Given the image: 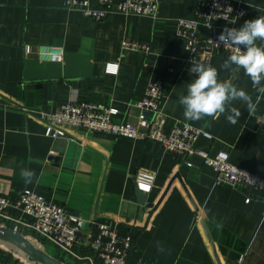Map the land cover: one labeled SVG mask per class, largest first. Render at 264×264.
<instances>
[{
	"label": "crops",
	"instance_id": "crops-1",
	"mask_svg": "<svg viewBox=\"0 0 264 264\" xmlns=\"http://www.w3.org/2000/svg\"><path fill=\"white\" fill-rule=\"evenodd\" d=\"M238 1L249 10L238 27L264 15V0ZM159 2L156 18L109 13L96 21L65 8L64 0H0V194L16 196L27 188L81 216L82 255L91 254L87 243L94 222L108 221L120 234L134 237L132 262L264 264L263 191L216 185L215 171L201 157H192L188 166L158 141L80 128H66L57 137L45 134L38 112H54L72 100L113 107L118 120L135 123L134 103L144 98L149 81L159 78L169 88L162 102L165 134L178 121L189 122L209 134L198 139V148L211 156L227 151L235 165L264 178V130L248 123L246 103L237 99L226 106V112L240 109L236 124L226 113L196 121L184 117L179 97L194 75L176 19L195 16L201 0ZM90 4L97 7L99 0ZM123 40L147 43L149 52L122 50ZM46 45L61 46L63 61L42 58ZM226 58L216 54L204 63L217 69L218 80L244 90L256 112H263L260 85H253L242 68H222ZM21 168L34 171L32 183L21 178ZM140 169L156 174L153 188L141 190L147 204L136 195ZM16 215L29 219L20 211ZM0 226L13 229L15 223L0 219ZM17 232L66 264H89L66 256L26 225ZM0 264L40 263L0 238Z\"/></svg>",
	"mask_w": 264,
	"mask_h": 264
},
{
	"label": "built area",
	"instance_id": "built-area-1",
	"mask_svg": "<svg viewBox=\"0 0 264 264\" xmlns=\"http://www.w3.org/2000/svg\"><path fill=\"white\" fill-rule=\"evenodd\" d=\"M159 6V0H99L97 7L91 6L90 0H64L65 8L79 11L96 21L102 20L109 13L156 18ZM248 11V7L238 0H201L195 16L178 17V34L185 39V60L207 62L216 54L225 57L230 55L234 47L225 48L222 43L217 45L216 37L225 26L239 28V20L246 17ZM209 24L211 27L207 26ZM121 47L122 50L149 52V45L140 41L123 40ZM26 51H30V46L26 47ZM40 56L45 60L61 62L64 49L61 46L46 45L40 49ZM109 70H114V66ZM168 90L162 80L152 78L144 98L134 103L139 110L135 123L118 120V110L113 107L77 100L69 101L54 112L40 111L38 116L45 125L47 136L57 137L66 128H80L92 133H111L142 141H158L165 150L188 166H193L192 157H201L215 171L216 185L233 188L246 185L264 192V178L235 165L229 152L220 151L211 156L209 152L197 147L196 143L201 136H209L204 129L189 122L178 121L170 134L164 133L166 115L162 110V102L167 97ZM248 123L256 129L264 130V111L258 113L254 109ZM155 178L156 174L150 170L140 169L135 173L137 186L144 192L153 188ZM17 211L29 219L18 217ZM0 219L15 223V231H18L20 224L26 225L45 242L55 245L66 256H72L78 262L86 260L89 264H154L132 262L134 237L131 234H120L116 225L108 221L94 222L95 233L87 243L91 254L82 255L79 249L85 223L81 216L27 188L16 196L0 194Z\"/></svg>",
	"mask_w": 264,
	"mask_h": 264
},
{
	"label": "clouds",
	"instance_id": "clouds-1",
	"mask_svg": "<svg viewBox=\"0 0 264 264\" xmlns=\"http://www.w3.org/2000/svg\"><path fill=\"white\" fill-rule=\"evenodd\" d=\"M207 26L211 27V24ZM257 40L264 43V15L246 20L239 28L225 26L215 42L217 45L222 43L225 48L234 47L221 67L231 69L234 65L237 69L242 68L253 85H260L258 92L264 93V85H261L264 81V46L258 45ZM188 71L194 79L187 84L186 94L179 97L186 119L196 121L205 116L226 113L227 121L236 124L241 117L240 109L228 107L226 112V106L237 99L246 103L250 113L255 109L252 98L233 83L218 80L217 69L210 64L191 60ZM20 176L27 184L33 182L35 173L30 168H21Z\"/></svg>",
	"mask_w": 264,
	"mask_h": 264
},
{
	"label": "water",
	"instance_id": "water-1",
	"mask_svg": "<svg viewBox=\"0 0 264 264\" xmlns=\"http://www.w3.org/2000/svg\"><path fill=\"white\" fill-rule=\"evenodd\" d=\"M136 195L142 204H147L146 194L143 193L139 187H136ZM148 205L152 206L151 204ZM0 238L14 244L25 254L40 264H66L61 260L51 256L42 249L36 247L30 240L13 229L0 226Z\"/></svg>",
	"mask_w": 264,
	"mask_h": 264
}]
</instances>
